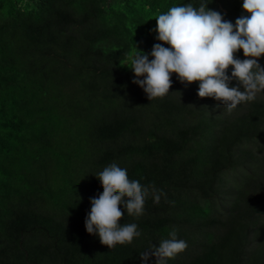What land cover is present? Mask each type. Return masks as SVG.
I'll list each match as a JSON object with an SVG mask.
<instances>
[{
    "label": "trees",
    "instance_id": "1",
    "mask_svg": "<svg viewBox=\"0 0 264 264\" xmlns=\"http://www.w3.org/2000/svg\"><path fill=\"white\" fill-rule=\"evenodd\" d=\"M188 2L0 0V264H141L173 229L187 247L167 264H264V94L228 113L172 73L149 101L125 66L163 43L155 17ZM206 7L248 15L241 0ZM112 162L166 198L121 209L141 236L109 249L83 221Z\"/></svg>",
    "mask_w": 264,
    "mask_h": 264
},
{
    "label": "clouds",
    "instance_id": "2",
    "mask_svg": "<svg viewBox=\"0 0 264 264\" xmlns=\"http://www.w3.org/2000/svg\"><path fill=\"white\" fill-rule=\"evenodd\" d=\"M208 3L211 0H196L194 6L189 0L170 6L155 17L156 25L151 30L156 33L155 39L163 43L153 44L148 53L139 51L134 44L135 48L126 54L125 66L134 74L132 83L143 90L149 101L169 94L172 73L182 84L198 82L197 97L219 101L228 113L238 104L252 102L257 94H264V67L258 62L264 54V0H241V8L248 15H240L234 23L208 9ZM237 49L242 50L244 59L234 58ZM229 66L230 74L226 73ZM233 80L236 85L229 86ZM95 177L102 192L89 200L90 211L83 221L86 233L94 234L109 249L130 244L141 232L135 223H118L121 209L129 216H140L146 197L151 195L153 203H159L164 192L130 180L127 169L115 162L103 167ZM186 247V241L170 230L167 238L140 252L141 264H147L150 256L154 264H167Z\"/></svg>",
    "mask_w": 264,
    "mask_h": 264
}]
</instances>
